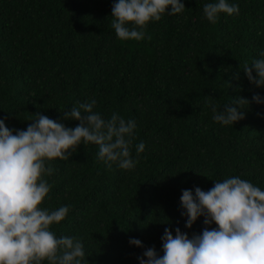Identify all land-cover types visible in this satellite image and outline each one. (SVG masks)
Wrapping results in <instances>:
<instances>
[{
  "label": "trees",
  "instance_id": "1",
  "mask_svg": "<svg viewBox=\"0 0 264 264\" xmlns=\"http://www.w3.org/2000/svg\"><path fill=\"white\" fill-rule=\"evenodd\" d=\"M114 2L0 0L6 127L26 130L37 113L63 120V111L91 99L104 118L116 112L137 123L133 169L107 166L94 144L51 162L52 187L41 206H69L51 230L81 239L83 264H139L146 248L163 255L165 227L189 237L217 227L200 217L185 228L182 190L207 191L237 175L264 189V104L250 103L243 120L223 126L205 102L212 97L222 107L236 96L264 97L243 72L264 53V0H230L239 14L221 13L214 24L203 16L208 0H182L183 13L149 22L140 41L117 38ZM140 142L145 149L137 155ZM130 238L144 247L130 245Z\"/></svg>",
  "mask_w": 264,
  "mask_h": 264
},
{
  "label": "clouds",
  "instance_id": "2",
  "mask_svg": "<svg viewBox=\"0 0 264 264\" xmlns=\"http://www.w3.org/2000/svg\"><path fill=\"white\" fill-rule=\"evenodd\" d=\"M184 10L182 0H115L111 27L120 40L140 41L149 22ZM239 11V5L230 0L203 4V16L213 24L221 13L232 16ZM243 72L252 85L264 88V53L245 64ZM205 102L215 122L234 126L245 118L250 103L264 104V97L253 93L250 102L236 96L222 107L212 97H205ZM96 103L91 99L63 111V120L79 121L75 127L37 113L26 130H12L0 118V264H83L81 239L57 236L51 230L65 219L69 206L41 205L52 187L46 179L54 172L51 162L67 160L81 144L98 146L97 158L109 167L116 163L121 169L135 168L131 146L136 121L116 112L104 118L94 111ZM144 149L145 144L138 143L137 155ZM180 209L187 229L200 217L204 225L217 227H205L191 237L179 227L175 235L165 227L163 255L154 247L146 248L137 257L139 264H264V189L238 175L230 176L214 181L207 191L198 186L194 191L182 190ZM129 244L144 247L138 238H130Z\"/></svg>",
  "mask_w": 264,
  "mask_h": 264
}]
</instances>
